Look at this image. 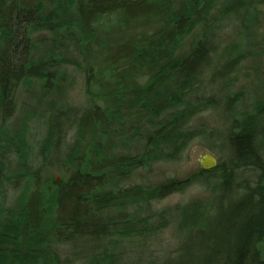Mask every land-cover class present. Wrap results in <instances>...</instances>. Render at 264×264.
Segmentation results:
<instances>
[{
	"label": "trees",
	"instance_id": "1",
	"mask_svg": "<svg viewBox=\"0 0 264 264\" xmlns=\"http://www.w3.org/2000/svg\"><path fill=\"white\" fill-rule=\"evenodd\" d=\"M69 2L63 23L41 5L0 0V194L21 192L17 209L0 203V264H124L135 246L160 250L168 231L178 244L155 264H264V97L240 113L232 79L250 56L248 3ZM110 18L118 30L151 31L98 42ZM41 33L62 34L79 63L36 61ZM71 65L83 105L52 107L33 159L24 132L9 126L19 92L36 84L50 97ZM197 144L218 166L164 177L159 166ZM191 191L201 196L161 205Z\"/></svg>",
	"mask_w": 264,
	"mask_h": 264
},
{
	"label": "rangeland",
	"instance_id": "2",
	"mask_svg": "<svg viewBox=\"0 0 264 264\" xmlns=\"http://www.w3.org/2000/svg\"><path fill=\"white\" fill-rule=\"evenodd\" d=\"M248 3L250 16L247 21L248 40L242 44L243 52L250 53L239 66L236 74L232 76L234 92L240 96L239 111L244 115L255 112L264 97V7L259 6L264 0H245ZM24 5L40 7L44 12L56 11L61 16V21L67 23L70 18L69 0H21ZM258 6L257 8L254 7ZM114 18L100 21L97 30V41L107 44L119 43L129 38L142 36L151 30L131 29L130 31L118 30ZM232 41V39H229ZM36 49L34 59L41 61L52 57H61L65 61L78 64L79 61L70 46L65 43L62 34L41 33L35 38ZM67 47V48H66ZM76 65L65 68L66 81L60 85L50 97L43 94L40 85H27L20 90L18 95V112L15 118L9 123L10 129L15 133L25 134L28 145V154L34 159L39 151V142L42 140L48 123L49 113L52 107L62 109L66 106H82L84 96L82 85L76 73ZM211 154L203 147L193 146L186 154L184 161L172 166H164L159 169L164 177L183 180L188 178L200 168L201 159ZM213 155V154H212ZM37 158V157H36ZM11 169H18V163L11 161ZM163 168V170H162ZM58 181L60 176L56 175ZM165 179V178H164ZM163 179V180H164ZM197 191H191L184 195H176L168 198L161 205H174L185 203L191 197L201 196ZM21 192L13 191L10 185L2 188L0 203L8 209H17L20 205ZM179 236L168 231L160 236L161 248L150 247V243L142 246H135L125 253L124 264H155L164 256L172 253L178 244ZM148 246L149 248H146Z\"/></svg>",
	"mask_w": 264,
	"mask_h": 264
},
{
	"label": "water",
	"instance_id": "3",
	"mask_svg": "<svg viewBox=\"0 0 264 264\" xmlns=\"http://www.w3.org/2000/svg\"><path fill=\"white\" fill-rule=\"evenodd\" d=\"M200 165L204 170H213L218 166V160L214 155L207 154L201 159Z\"/></svg>",
	"mask_w": 264,
	"mask_h": 264
}]
</instances>
